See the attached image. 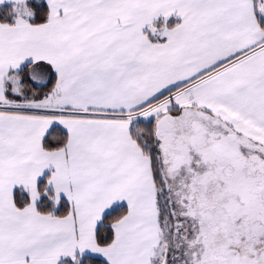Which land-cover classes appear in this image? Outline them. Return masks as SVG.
<instances>
[{"label":"snow or ice","instance_id":"1","mask_svg":"<svg viewBox=\"0 0 264 264\" xmlns=\"http://www.w3.org/2000/svg\"><path fill=\"white\" fill-rule=\"evenodd\" d=\"M0 264H264V0H0Z\"/></svg>","mask_w":264,"mask_h":264}]
</instances>
